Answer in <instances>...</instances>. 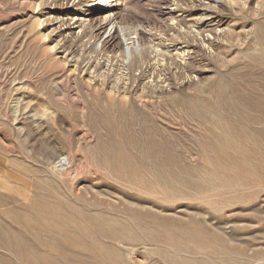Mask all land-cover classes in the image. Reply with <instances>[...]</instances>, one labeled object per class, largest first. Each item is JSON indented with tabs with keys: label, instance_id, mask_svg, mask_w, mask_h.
Returning <instances> with one entry per match:
<instances>
[{
	"label": "rangeland",
	"instance_id": "rangeland-1",
	"mask_svg": "<svg viewBox=\"0 0 264 264\" xmlns=\"http://www.w3.org/2000/svg\"><path fill=\"white\" fill-rule=\"evenodd\" d=\"M222 249L264 264V0H0V264Z\"/></svg>",
	"mask_w": 264,
	"mask_h": 264
},
{
	"label": "bare ground",
	"instance_id": "bare-ground-1",
	"mask_svg": "<svg viewBox=\"0 0 264 264\" xmlns=\"http://www.w3.org/2000/svg\"><path fill=\"white\" fill-rule=\"evenodd\" d=\"M71 163H73V162L70 161V159L68 157L64 156V157H62V159L58 163H56V164L53 163V164H54V168L57 170V172H59V174L62 175L64 173L67 174V172L69 170V167L72 165ZM159 164H161V166H163V168L166 166V164L164 162H159ZM71 168H72V166L70 167V169ZM69 172H70V170H69ZM78 187H80V186H78ZM16 189H18V188H16ZM196 196H198V195H196ZM70 209L71 210H75L73 208H70ZM56 210L57 209H55V208L44 209V207H43V209H37L35 211H34V209H32L31 211L32 212L34 211L32 214L34 215L33 217L36 218V220H40L41 222H44L45 223L44 224L45 229H48L50 231H56L57 233H59V231H60V233L65 232L64 234H66V236H65L66 240L69 239V240H74V242H79L80 240H82L88 234L89 228L87 227L86 224H83L82 222L80 224H78L77 222H74V221L70 222L68 220L59 218L58 217V212ZM13 211L14 210L9 211V213H13ZM49 214H52V216L55 217V219L51 223L50 222H47L45 220V217L47 215H49ZM27 222H30V221H27ZM27 222H25V223H27ZM96 229H98V230H100L102 232L104 230H106L101 225L96 226ZM109 230L110 231H113L114 229L113 228H110ZM149 230H147V237L148 238L150 237ZM169 230H173V232L175 231L174 233L175 234L177 233L178 236L194 238L195 240L200 241L202 244H204L205 241H210V238L206 235V233H204L197 226H193V225H186V226H181V227H178L177 226V228L176 227H171V228H169ZM168 239L171 240L170 236H169ZM97 250H99V252L104 251V247L103 246H99V247H97ZM219 258H220L219 261L221 260L225 264H249V263L252 262V261H245V260L239 259L238 256H236V257L233 256L232 257V256H230L228 254V252H226L225 249H222V252H221V255H220ZM186 260H187L186 262H191L192 263V260L191 259H186ZM175 261H177V260H175Z\"/></svg>",
	"mask_w": 264,
	"mask_h": 264
}]
</instances>
